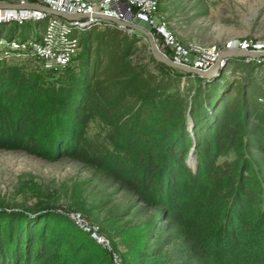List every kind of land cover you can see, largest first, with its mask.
<instances>
[{
  "label": "trees",
  "instance_id": "trees-1",
  "mask_svg": "<svg viewBox=\"0 0 264 264\" xmlns=\"http://www.w3.org/2000/svg\"><path fill=\"white\" fill-rule=\"evenodd\" d=\"M12 22L0 21V40L25 36V29L19 31L24 27L12 26ZM41 24L37 27L44 33L47 21ZM140 36L116 24L93 25L88 32L72 27L66 42L59 45L66 47L77 39L78 64L66 68L52 86L43 72L3 62L0 148L47 157L26 134L34 124L31 103L42 100L48 104V122H54L53 128L61 126L54 159L69 157L105 169L118 189L131 194L123 214L133 208V216L145 217L143 253L147 259L160 264H209L162 197L184 192L183 177L198 184L203 174L209 183L228 175L234 182L238 178L242 186L237 193L236 220L243 217L248 207L245 199L259 198L248 180L255 172L264 184V85L254 77L243 82L222 75L205 79L165 64L154 72L134 62ZM27 38L43 42L41 36ZM183 77L188 80L183 82ZM94 122L100 128L92 131ZM192 150L196 171L187 163ZM232 152L236 154L233 161L222 159ZM12 215L16 214L0 212V264H44L51 237L46 223L60 214H42L38 219ZM26 222L30 227H25Z\"/></svg>",
  "mask_w": 264,
  "mask_h": 264
},
{
  "label": "rangeland",
  "instance_id": "rangeland-1",
  "mask_svg": "<svg viewBox=\"0 0 264 264\" xmlns=\"http://www.w3.org/2000/svg\"><path fill=\"white\" fill-rule=\"evenodd\" d=\"M28 1L38 2L0 0L5 3ZM0 9V14L23 10ZM156 17L165 24L168 35L165 37L163 32L159 34L154 29L160 49L174 60L182 58L179 61L182 64L211 72L209 77L188 71L191 74L205 79L222 75L230 81L240 78V82L254 77L264 85V57L219 56L212 60L194 51L203 52L212 46L220 50H264V0H158ZM44 21L12 22V26L24 27L19 31L21 34L25 29V36L0 40V65L4 62L11 67L43 72L52 86L55 79L64 75L66 68L77 66L80 48L65 61L39 54L40 42L27 37L40 39L41 36L43 39V31L37 26ZM80 29L88 32L90 26ZM140 37L134 62L158 72L159 64L164 63L152 55L148 40ZM171 40L175 43H170ZM244 40L251 44L248 48L239 47ZM177 48L188 53L177 54ZM200 58L205 65L194 66L195 60ZM182 80L185 82L188 78ZM30 110L34 114V124H30L26 134L39 144L47 157L0 148V212L16 214L12 216L24 214L29 219H38L42 214H60L57 220L49 218L46 223L50 225L51 237L47 241L50 253L44 264H140L145 260L160 264L157 259H147L143 253L145 217L133 216V208L123 214L131 194L118 189L112 174L105 169L97 170L69 157L54 159L61 126L53 128L54 122H48V104L42 100L34 99ZM99 128L97 122L92 124V131ZM235 158L232 152L222 159L231 162ZM187 163L197 170L194 150ZM256 176L254 172L247 185L256 190L259 198L254 202L245 199L248 207L239 220H236L239 210L236 200L242 186L238 178L234 182L228 175L220 179L215 177L216 182L209 183V177L203 174L198 184L183 177L184 192L180 195L171 192L162 197L176 212L184 230L195 239L199 252L209 264H264V184L261 176L257 173ZM28 222L24 224L26 228L30 227Z\"/></svg>",
  "mask_w": 264,
  "mask_h": 264
},
{
  "label": "built area",
  "instance_id": "built-area-1",
  "mask_svg": "<svg viewBox=\"0 0 264 264\" xmlns=\"http://www.w3.org/2000/svg\"><path fill=\"white\" fill-rule=\"evenodd\" d=\"M37 3L49 6L53 9L59 10L63 13H88L89 18H65L60 16H54L46 11H39L33 9L13 10L3 12L0 14V21L7 22L21 20H33L43 19L47 21V29L43 33V42L38 44V52L43 56L50 59H62L67 60L70 54H76V50L79 47L78 40L73 38L69 44L60 46V42H66L65 35L71 30L72 27L82 28L84 26L96 25L98 28H102L107 24H115L102 18L93 17L94 13H102L104 15L113 16L128 22L144 25L152 31L155 29L158 33H162L165 37H168L165 32L166 27L156 17V8L158 0H38ZM2 9H0L1 11ZM3 18V19H2ZM169 39V38H166ZM170 43L174 44V40ZM251 44L247 40L239 43V47L248 48ZM198 54H202L205 58L216 60L219 58L220 50L217 46H212L207 50L200 52V50H194ZM200 52V53H199ZM177 54L188 53L183 48H177L175 52ZM182 60L179 58L178 61ZM192 61V60H189ZM186 60V62H189ZM203 58L195 60L194 66L203 67L205 65ZM192 63V62H190ZM187 64V63H186ZM208 64V63H207Z\"/></svg>",
  "mask_w": 264,
  "mask_h": 264
},
{
  "label": "water",
  "instance_id": "water-1",
  "mask_svg": "<svg viewBox=\"0 0 264 264\" xmlns=\"http://www.w3.org/2000/svg\"><path fill=\"white\" fill-rule=\"evenodd\" d=\"M0 8L4 9H33V10H39V11H46L51 15L54 16H60V17H65V18H70V19H75V18H89L90 14L88 13H63L59 10L53 9L49 6L40 4V3H35V2H23V3H5V2H0ZM93 17H98L102 18L104 20H108L110 22L115 23L121 28L125 29H131L134 31L139 32L141 35H143L149 42L150 44V49L152 55L160 62L180 69L184 71H190V72H195L197 74H200L202 76H210L211 72H205L203 70H199L194 68L193 66H190L188 64H182L177 60L172 59L170 56H168L165 52H163L157 41L156 38L153 34V32L145 27L144 25H139L136 23L128 22L113 16H108L104 15L102 13H94ZM225 49V48H224ZM224 57H254V58H259V57H264V50H249V49H239V48H226L225 50H222L220 53V58ZM216 64L215 66H217ZM192 155V154H191Z\"/></svg>",
  "mask_w": 264,
  "mask_h": 264
}]
</instances>
